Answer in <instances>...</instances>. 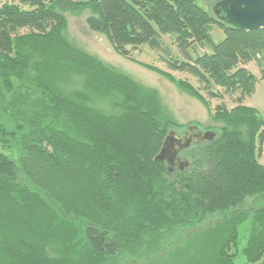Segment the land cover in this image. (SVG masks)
I'll return each mask as SVG.
<instances>
[{"label": "trees", "instance_id": "1", "mask_svg": "<svg viewBox=\"0 0 264 264\" xmlns=\"http://www.w3.org/2000/svg\"><path fill=\"white\" fill-rule=\"evenodd\" d=\"M15 1L0 4V264H264V108L243 103L256 77L240 65L264 78V26L235 28L196 0ZM78 9L207 108L216 135L181 153L185 169L154 160L184 126L158 91L66 40L61 11ZM143 47L164 67L137 59ZM71 76L80 88L61 85Z\"/></svg>", "mask_w": 264, "mask_h": 264}, {"label": "rangeland", "instance_id": "2", "mask_svg": "<svg viewBox=\"0 0 264 264\" xmlns=\"http://www.w3.org/2000/svg\"><path fill=\"white\" fill-rule=\"evenodd\" d=\"M214 1L196 0V2L201 7L209 12L213 11ZM4 2L16 1L0 0V4ZM61 12L66 21L65 27L62 31L68 42H70L73 46L96 57L105 65L117 69L118 71L131 76L134 80L140 82L142 85L155 88L158 91L162 103L164 104L167 111L176 120V122L184 125L180 129L172 130L181 131L186 126L192 125L195 126L199 131H216L217 124L210 120L207 108L200 101L184 92H181L160 74L149 70L141 64L120 56L113 50L111 44L103 34L90 30L85 22L86 17L90 14L88 9H78L74 12L70 10ZM211 36L215 42H218L224 37V34L215 25L211 30ZM134 55L139 60L145 61L147 63L152 62L158 66L164 67V63L161 62L162 60H157L158 55L156 56L154 52L147 47H143L141 50L134 51ZM240 65L247 68L256 77L254 91L244 99L243 103L256 108V110L261 114L264 108V78L262 77L260 68L255 60H251ZM174 75L176 77H183L182 73H174ZM80 81L81 79L78 77L74 78L71 76V80L69 79L67 82L60 83L67 90H71L74 88H80ZM190 81L192 83L195 82L192 78ZM97 100L95 99L93 102L96 107H99L106 112H110L112 110L108 102L110 99H101V101L98 102ZM7 125L9 128H12V125ZM257 159L261 164H264V135L260 143V152ZM249 227V218L239 225L238 249H241L245 245L248 237ZM51 247L52 249L55 248L53 246ZM50 250L51 249H49V251ZM52 252H54V250H52ZM243 262L244 257L242 255L236 257L235 264H242Z\"/></svg>", "mask_w": 264, "mask_h": 264}, {"label": "water", "instance_id": "3", "mask_svg": "<svg viewBox=\"0 0 264 264\" xmlns=\"http://www.w3.org/2000/svg\"><path fill=\"white\" fill-rule=\"evenodd\" d=\"M212 13L223 22L241 30H252L264 26V0H216ZM194 127L195 126H189ZM216 132L213 130L198 131L193 138L198 142L211 141ZM191 137L177 135L169 130L154 160L163 161L168 170H183L189 165L184 156H179L188 149L193 140Z\"/></svg>", "mask_w": 264, "mask_h": 264}, {"label": "flooded vegetation", "instance_id": "4", "mask_svg": "<svg viewBox=\"0 0 264 264\" xmlns=\"http://www.w3.org/2000/svg\"><path fill=\"white\" fill-rule=\"evenodd\" d=\"M190 125H188V126H186L183 130H181V131H175L176 132V134L177 135H183V136H185V137H191L192 139H194L193 138V136L199 131L197 128H194V127H190V128H188ZM192 126V125H191ZM199 142V141H198ZM195 139L193 140V143L192 144H195V143H198ZM191 144V145H192ZM179 156H181V157H183L181 154L179 155Z\"/></svg>", "mask_w": 264, "mask_h": 264}]
</instances>
